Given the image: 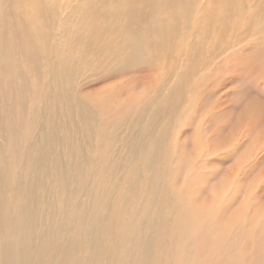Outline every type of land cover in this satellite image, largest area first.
I'll use <instances>...</instances> for the list:
<instances>
[{
    "label": "bare ground",
    "instance_id": "bare-ground-1",
    "mask_svg": "<svg viewBox=\"0 0 264 264\" xmlns=\"http://www.w3.org/2000/svg\"><path fill=\"white\" fill-rule=\"evenodd\" d=\"M117 1L122 7L116 12L99 1L105 10L100 22L112 21L110 34L97 31L101 39L94 43L81 36L84 56L75 61L67 46L55 44L62 36L54 28L61 9H71L66 0L58 10L54 0L4 1L0 264H188L199 258L212 264L221 257L243 264L249 248L241 237L250 233L240 236L236 229L234 242H215L195 229L190 187L175 194L172 163L178 166L179 146L172 143L189 117L184 106L193 98L196 74L226 56L235 37L264 38L261 0H255V18L246 16L251 0H201L206 8L196 0ZM215 4L223 9L219 24L229 26L227 35L207 18ZM25 11L34 15L33 23H20ZM186 36L197 59L198 45L214 40L219 46L189 67L187 48L168 51ZM144 69L155 75L141 105L135 95H122L123 83L111 82L109 89L116 90H106L107 96L88 95L112 76ZM130 82L127 91L135 87ZM7 119H13L8 126ZM180 161L186 165L185 158ZM251 264H264L263 251Z\"/></svg>",
    "mask_w": 264,
    "mask_h": 264
},
{
    "label": "rangeland",
    "instance_id": "rangeland-1",
    "mask_svg": "<svg viewBox=\"0 0 264 264\" xmlns=\"http://www.w3.org/2000/svg\"><path fill=\"white\" fill-rule=\"evenodd\" d=\"M4 1L0 0V29L3 26ZM54 1L58 4L56 5L58 10L62 5L59 3L63 0ZM66 1L71 9L66 5L61 9L63 17L54 28L59 27L62 36L55 39V44L67 46V55L72 54L71 57L74 55L73 61H75L84 56L81 50L83 42L81 36H84L89 43L100 41L97 31L103 30V37L106 38L110 34L109 23L112 21L105 24L100 22V15L105 12L98 6L100 0ZM196 1L201 2L202 8H206L205 5L211 0H202L205 5L201 0ZM107 3L114 12L122 7L117 0H107ZM256 3L255 0L249 1L251 8L246 11V16L253 15L255 18L259 10ZM260 5V9L264 12V0H261ZM89 6L91 9L88 8ZM93 6L99 10V16L94 14ZM211 6L212 10L206 11L211 12L207 14V18L210 19L209 21L213 20L212 23L216 25L217 30L227 35L229 26L219 24L223 9L218 4ZM34 11L37 12V7ZM206 12L203 13L204 16ZM194 13L191 23L197 26L193 19ZM15 15L14 21L18 23ZM236 16L232 18L235 21ZM26 22H34V15L29 11H25L21 17L20 23ZM259 25L262 23L260 22ZM262 37L252 35L246 39V42L241 40L244 39L242 37H235L226 56L221 57L219 61L218 58H213L209 67L195 75L196 78L193 79H196L197 83L194 82L190 89L196 90L191 93L193 95L191 103L184 106V109H187L184 110L185 114L189 113V117L181 121L179 126L182 131L176 135L172 143L174 148L179 146L175 149V154L179 160L185 158L186 164L184 165V161L181 164L178 159V166L172 163L175 194L178 195L181 189L187 187L186 184L190 187L188 197L194 200L191 209H188L195 220V229L206 239L211 238L215 242H234L231 238L235 235L236 229L242 231L240 236L250 233L249 239L245 236L241 237V239L246 238V246L249 248L248 261L243 256V264H251L259 251L264 253V38ZM188 39V36L179 38L168 51L178 46L187 48ZM218 46L219 44L214 40L208 45H198L197 49L201 51L200 59L194 57V49L192 45L189 46L186 49L189 67L193 60L199 63L207 55L213 56ZM59 57L56 55L57 59ZM49 63L54 64L53 61ZM143 71H135L121 77L112 76V80L104 85L99 84V81L92 83L93 87L96 84L100 86L96 85V90L88 95H92L95 99L102 97V94L107 96L116 90V88L112 91L109 89L111 82L117 85L123 83L122 95L127 98L128 93L135 95L136 102L141 105L149 99L147 91L149 93L152 91V87L147 86L146 83L153 82L152 77L155 75L154 71L151 75L146 72L148 70ZM131 80L134 81L135 87L127 91V84ZM117 104L115 103V106ZM1 119L0 115V127H2ZM11 120L13 119H7V126L10 125L8 122ZM197 248L204 249L202 244ZM199 260L197 262L192 260L188 264H207L203 259L199 258ZM229 262L235 264L237 260L221 257V261L217 259L212 264H230Z\"/></svg>",
    "mask_w": 264,
    "mask_h": 264
}]
</instances>
